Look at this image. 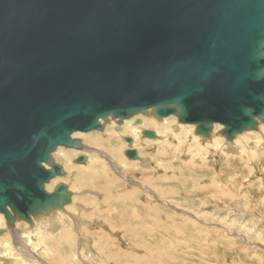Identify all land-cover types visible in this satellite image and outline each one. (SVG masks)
I'll return each mask as SVG.
<instances>
[{
	"label": "water",
	"instance_id": "1",
	"mask_svg": "<svg viewBox=\"0 0 264 264\" xmlns=\"http://www.w3.org/2000/svg\"><path fill=\"white\" fill-rule=\"evenodd\" d=\"M141 113L174 115L203 137L217 123L228 141L256 129L257 118L264 123V0H0V214L8 226L71 202L63 182L44 185L65 174L52 157L58 146L82 148L73 133L110 119L119 129ZM124 154L139 159L136 149Z\"/></svg>",
	"mask_w": 264,
	"mask_h": 264
},
{
	"label": "rangeland",
	"instance_id": "2",
	"mask_svg": "<svg viewBox=\"0 0 264 264\" xmlns=\"http://www.w3.org/2000/svg\"><path fill=\"white\" fill-rule=\"evenodd\" d=\"M167 117L141 113L122 132L110 119L73 134L88 149L58 146L52 157L65 174L46 189L63 182L71 202L31 214V223L16 217L8 226L0 214V264H264V123L228 141L220 124L203 137ZM149 119L159 137L143 139ZM106 133H115L119 159L88 140ZM122 134L134 137L142 161L124 155ZM80 154L85 162L75 163Z\"/></svg>",
	"mask_w": 264,
	"mask_h": 264
},
{
	"label": "bare ground",
	"instance_id": "3",
	"mask_svg": "<svg viewBox=\"0 0 264 264\" xmlns=\"http://www.w3.org/2000/svg\"><path fill=\"white\" fill-rule=\"evenodd\" d=\"M148 116H149V115H148ZM150 116H151V115H150ZM152 116H153V115H152ZM133 117H134V116H133ZM133 117H131V118H133ZM141 117H142V116H141ZM175 117H176V116H175ZM153 118H155V117L153 116ZM128 119H130V118H128ZM155 119H156V118H155ZM162 119H163V118H162ZM167 119H169V117H167ZM176 119H177V118H176ZM257 119H258V118H257ZM125 120H126V119H125ZM165 120H166V119H165ZM123 121H124V120H123ZM140 121H141V120H140ZM156 121H157V119H156ZM159 121H160V120H159ZM159 121H158V124H159ZM177 121H178V120H177ZM124 122H125V121H124ZM133 122H134V121H133ZM175 122H176V121H175ZM176 123H177V122H176ZM121 124H122V123H121ZM121 124H120V125H121ZM124 124H125V123H124ZM143 124H144V123H143ZM179 124H180V123H179ZM179 124H178V125H179ZM181 124H182V123H181ZM120 125H119V126H120ZM145 125L148 126V128H145V129H150L149 126L152 127V125H153V121H150V119H149V120H145ZM116 126H117V125H116ZM116 126H115V129H116ZM137 127H138V126H137ZM158 128H161V127H158ZM130 129H131V128L129 127V128H127V129H125V131H126L127 133L129 132V133L131 134ZM143 129H144V128H143ZM117 130L120 131V130H121V126H120V128L117 129ZM141 130H142V129H141ZM141 130H140V133H141ZM151 130H154V129H151ZM133 131H134V130H132V132H133ZM154 131H155V130H154ZM115 132H116V131H115ZM121 132H122V130H121ZM121 132H120V133H121ZM136 132H137V131H136ZM155 132H156V131H155ZM73 134H74V133H73ZM73 134H72V136H73ZM90 134H91V133H90ZM114 134H115V133H114ZM114 134H113V135H114ZM116 134H117V133H116ZM130 134H129V135H130ZM168 134H169V133H168ZM74 135H75V134H74ZM106 135H107L108 138L104 136L106 139H103V142H99V143H98V141H99L100 139H99V140H98V139L95 140L96 137H93V138H92V136H91L88 140L91 139V141H90L91 143H93V144H97V145H100V146H103L105 149L110 150L109 157H111V159H116V158L119 159V157H120V155H121V152H120V154H118V152H117V150H120V147H119V145H118L116 139L113 137V135H112L111 133H106ZM136 135H137V134H136ZM89 136H90V135H89ZM89 136H88V137H89ZM123 136H125V135H123V134L121 135L122 139H123ZM74 137H75V136H74ZM130 137H132V136H130ZM157 137H159V135H158V133L156 132V138H157ZM98 138H99V137H98ZM117 138H118V137H117ZM80 139H81V138H80ZM92 139H93V140H92ZM132 139H133V142H134V140H135L134 137H132ZM143 139H144V137H143ZM123 140H124V139H123ZM83 141H84V140H83ZM83 141H82V142H83ZM100 141H102V140H100ZM118 141H119V140H118ZM124 141H125V140H124ZM114 142H116L117 147H116V145H115ZM125 142H126V141H125ZM133 142H132L131 144H129L128 147L125 148V150L128 149V148H133V149H135L136 147L134 148V147L132 146ZM126 143H127V142H126ZM87 144H88V143H87ZM94 146L96 147V145H94ZM88 147H89V146L84 145V142H83V144H82V149H85V150H86V149H88ZM98 147H99V146H98ZM121 147H122V146H121ZM72 149H73V148H72ZM82 149H81V150H82ZM122 149H123V148H122ZM125 150H124V152H125ZM136 151H137V150H136ZM65 152H66V151H65ZM67 152H69V151H67ZM122 155H123V153H122ZM124 155H125V154H124ZM124 155H123V156H124ZM137 155H138V157L140 158V156H139V154H138V151H137ZM107 156H108V155H107ZM130 160L133 161V160H136V159H130ZM137 160H138V159H137ZM139 160L142 161L143 159L140 158ZM141 161H140V162H141ZM117 162H118V161H117ZM137 162H138V161H137ZM120 163H121V162H120ZM144 163H145V162H144ZM96 165H97V164H96ZM145 165H146V164H145ZM89 168H90V169H93L94 167H93V168H92V167H89ZM96 172H97V171H89V172H88V176H89V174H91L93 177H97L98 174L96 175ZM91 175H90V176H91ZM94 175H95V176H94ZM99 175H101V174H99ZM99 175H98V178L101 177V176H99ZM105 178H108V177L105 176ZM95 179H96V178H95ZM95 179H94V180H95ZM49 182H53V181L50 180ZM49 182H48V183H49ZM59 182H60V181H59ZM59 182H57V181L54 182V183H55L54 187H55L56 184L59 183ZM48 183H47V184H48ZM47 184H45L44 187L46 188V186H47L48 189H50L49 186H48ZM109 184H110V183H109ZM54 187H53V188H54ZM46 190H47V189H46ZM48 191H50V190H48ZM41 214H42V213H41ZM81 220H82V219H81ZM81 220H80L79 222H81ZM77 221H78V220H77ZM82 222H84V221L82 220ZM30 238H31V237H30ZM30 261H31V260H30Z\"/></svg>",
	"mask_w": 264,
	"mask_h": 264
}]
</instances>
